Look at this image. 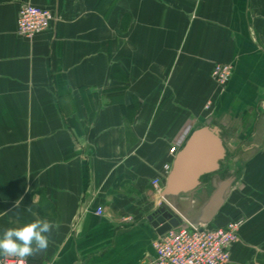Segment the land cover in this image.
I'll list each match as a JSON object with an SVG mask.
<instances>
[{
	"label": "crops",
	"instance_id": "crops-1",
	"mask_svg": "<svg viewBox=\"0 0 264 264\" xmlns=\"http://www.w3.org/2000/svg\"><path fill=\"white\" fill-rule=\"evenodd\" d=\"M22 3L50 27L19 35ZM207 120L233 181L213 216L212 178L180 195V226L242 218L228 264H264V0H0V235L58 225L28 264H154L151 181Z\"/></svg>",
	"mask_w": 264,
	"mask_h": 264
},
{
	"label": "built area",
	"instance_id": "built-area-1",
	"mask_svg": "<svg viewBox=\"0 0 264 264\" xmlns=\"http://www.w3.org/2000/svg\"><path fill=\"white\" fill-rule=\"evenodd\" d=\"M53 19L50 8L37 6L31 3L19 5L16 21V32L26 38L47 30ZM233 71L231 63H214L211 71L218 86H225ZM207 101L204 108H209ZM176 152V146L170 148ZM169 163L163 165L158 176L151 181L158 192L162 189V181L170 171ZM102 208L97 207L96 213L101 214ZM243 219L229 221L226 225L217 228L209 227H177L172 228L153 241L155 249L154 264H228L230 249L238 239V232ZM2 264H18L16 258H0ZM28 264V263H27Z\"/></svg>",
	"mask_w": 264,
	"mask_h": 264
},
{
	"label": "water",
	"instance_id": "water-1",
	"mask_svg": "<svg viewBox=\"0 0 264 264\" xmlns=\"http://www.w3.org/2000/svg\"><path fill=\"white\" fill-rule=\"evenodd\" d=\"M225 154L221 127L211 120L189 133L175 155L165 180L162 191L164 201L152 209L148 216L159 235L180 226L183 217L179 210H175L180 195L195 191L203 178H212L215 187L214 191L205 197L204 207H208L210 216L220 209L233 181L228 177L219 182L218 177L214 176L219 172Z\"/></svg>",
	"mask_w": 264,
	"mask_h": 264
},
{
	"label": "clouds",
	"instance_id": "clouds-1",
	"mask_svg": "<svg viewBox=\"0 0 264 264\" xmlns=\"http://www.w3.org/2000/svg\"><path fill=\"white\" fill-rule=\"evenodd\" d=\"M20 202L16 201L19 209ZM31 211V207H28ZM54 222L37 217L29 223L8 227L0 235V258H16L18 264H27V258L48 249ZM2 264V261H0Z\"/></svg>",
	"mask_w": 264,
	"mask_h": 264
},
{
	"label": "rangeland",
	"instance_id": "rangeland-1",
	"mask_svg": "<svg viewBox=\"0 0 264 264\" xmlns=\"http://www.w3.org/2000/svg\"><path fill=\"white\" fill-rule=\"evenodd\" d=\"M221 164H222V162H221ZM220 171V173H222V174H224L225 172H224V170L221 168V170H219Z\"/></svg>",
	"mask_w": 264,
	"mask_h": 264
},
{
	"label": "trees",
	"instance_id": "trees-1",
	"mask_svg": "<svg viewBox=\"0 0 264 264\" xmlns=\"http://www.w3.org/2000/svg\"><path fill=\"white\" fill-rule=\"evenodd\" d=\"M205 177H207V176H205Z\"/></svg>",
	"mask_w": 264,
	"mask_h": 264
}]
</instances>
